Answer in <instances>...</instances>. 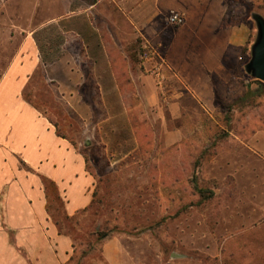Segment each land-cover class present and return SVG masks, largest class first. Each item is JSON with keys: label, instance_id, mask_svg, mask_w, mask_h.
Listing matches in <instances>:
<instances>
[{"label": "rangeland", "instance_id": "1", "mask_svg": "<svg viewBox=\"0 0 264 264\" xmlns=\"http://www.w3.org/2000/svg\"><path fill=\"white\" fill-rule=\"evenodd\" d=\"M224 2V26L248 27V42L234 50L237 61L226 80L215 79L214 106L203 109L185 94L176 115L166 100L149 104L148 95L131 88L132 80H122L121 93H115L112 80L83 77L93 76V65L84 47L64 45L66 23L37 33L45 64L24 97L86 157L95 179L91 204L72 216L50 193L65 264H226L215 253L224 248L221 237L232 219L241 220L244 201L256 198L249 186L260 182L251 174L256 169L249 176L243 170L237 138L264 128V94L243 100L249 87H259L246 65L258 34L253 16L264 18V0ZM34 12L35 0H0V78L29 29L56 17ZM76 21L92 35L87 17ZM174 29L165 23V32ZM141 43L136 63L145 72ZM97 53L93 46L90 54ZM98 81L109 93L100 92ZM178 128L183 136L168 140L167 131ZM194 184L209 191L206 197ZM12 243L0 239V264H25L26 252Z\"/></svg>", "mask_w": 264, "mask_h": 264}, {"label": "crops", "instance_id": "2", "mask_svg": "<svg viewBox=\"0 0 264 264\" xmlns=\"http://www.w3.org/2000/svg\"><path fill=\"white\" fill-rule=\"evenodd\" d=\"M43 12L56 17L29 29L0 78V239H13L12 244L26 252L25 264H65L67 250H61L52 224L50 190L54 185L55 198L72 216L91 204L95 179L73 143L59 136L51 121L24 97L45 62L37 33L66 23L64 45L75 41L84 47L93 65V76L83 77L110 79L115 93H121L122 80H132L131 88L148 95L149 104L166 100L176 115L185 94L203 109L214 106L215 79L226 80L225 73L237 61L233 52L247 44L250 30L224 26V0H35L34 14ZM172 12L183 14L185 24L167 33L165 23ZM80 15L87 17L92 35L77 23ZM142 40L166 61L167 96L156 84L157 61H143L145 72L138 68ZM93 46L97 56L90 54ZM98 87L102 94L109 93L102 81ZM181 136L179 128L167 131L168 140ZM237 139L243 170L249 176L256 169L251 174L260 182L254 189L248 185L256 198L244 201L240 221H229L232 225L227 224V234L221 237L224 248L215 253L224 255L226 264H264V128Z\"/></svg>", "mask_w": 264, "mask_h": 264}, {"label": "built area", "instance_id": "3", "mask_svg": "<svg viewBox=\"0 0 264 264\" xmlns=\"http://www.w3.org/2000/svg\"><path fill=\"white\" fill-rule=\"evenodd\" d=\"M167 21L170 25L179 27L185 24V17L183 14L178 12H172L168 15ZM143 59L145 62L155 60L157 61L156 68L154 70V75L156 77V84L160 91H164L166 75L165 70L167 69L166 61L160 56L158 51L151 46L148 42L144 41L142 43Z\"/></svg>", "mask_w": 264, "mask_h": 264}, {"label": "water", "instance_id": "4", "mask_svg": "<svg viewBox=\"0 0 264 264\" xmlns=\"http://www.w3.org/2000/svg\"><path fill=\"white\" fill-rule=\"evenodd\" d=\"M257 25V39L252 47V58L246 65V72L255 80L264 83V18L253 16Z\"/></svg>", "mask_w": 264, "mask_h": 264}, {"label": "trees", "instance_id": "5", "mask_svg": "<svg viewBox=\"0 0 264 264\" xmlns=\"http://www.w3.org/2000/svg\"><path fill=\"white\" fill-rule=\"evenodd\" d=\"M255 81L258 83L259 87H258L256 90H252V89L249 87V91H248V93L246 94V96L243 98V100H248V99H250V98H252V97H255V96H257V95H262V94H264V83H263V82H260V81H258V80H255ZM56 129H57V127H56ZM57 134H58L59 136L63 137V138H67V137L61 135V134L58 132V130H57ZM73 145H74V144H73ZM87 145H88V143H87ZM85 159H86V157H85ZM86 161H87V159H86ZM194 188H195V190L199 193V195H200L201 197H206V194L209 193V191H208L207 189H202V188H200L199 184H194ZM53 189H54V190H53ZM50 192H51V194H52V195L54 196V198H55V195H54V192H55V186H54V185H53L52 189L50 190ZM55 199L58 201L59 205L62 206L61 203H60V199H59V197H58V198H55Z\"/></svg>", "mask_w": 264, "mask_h": 264}]
</instances>
